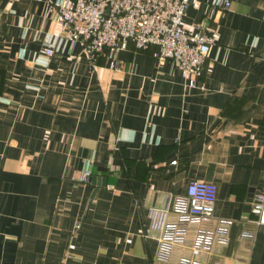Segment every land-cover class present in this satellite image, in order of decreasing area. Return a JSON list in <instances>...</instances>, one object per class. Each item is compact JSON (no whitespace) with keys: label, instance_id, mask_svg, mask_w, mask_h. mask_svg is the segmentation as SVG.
I'll use <instances>...</instances> for the list:
<instances>
[{"label":"crops","instance_id":"obj_1","mask_svg":"<svg viewBox=\"0 0 264 264\" xmlns=\"http://www.w3.org/2000/svg\"><path fill=\"white\" fill-rule=\"evenodd\" d=\"M2 1L0 264H176L186 249L162 250L147 210L170 207L191 181L216 186L206 227L229 222L204 264H264V225L251 212L264 187V0L186 7L184 27L218 33L201 88L184 87L153 45L128 42L118 69L98 57L90 71L49 11L56 0ZM46 39L55 51L44 61Z\"/></svg>","mask_w":264,"mask_h":264},{"label":"built area","instance_id":"obj_2","mask_svg":"<svg viewBox=\"0 0 264 264\" xmlns=\"http://www.w3.org/2000/svg\"><path fill=\"white\" fill-rule=\"evenodd\" d=\"M45 1V0H38ZM198 0H56L47 2L63 37L81 45L92 71L96 59L119 68L114 54L131 42L135 49L156 47L153 55L172 60L180 71L186 88H201L199 76L209 49L217 42L216 30H202L195 24L190 28L181 20L186 7ZM228 0L213 4L226 7ZM55 42L46 39L42 44L43 60L51 58ZM90 161H88L89 163ZM174 163V162H172ZM87 169L79 173V182H88ZM216 186L211 182L191 181L185 192L172 200L170 207H149V228L157 232L161 249L177 246L186 252L176 257V264H204L200 255L209 252L214 245L227 242L228 220L217 218L215 224L206 227L213 214ZM251 212L255 223L264 225V187L254 193ZM171 215V217H170ZM79 220L73 223V229ZM252 232L242 231L241 237Z\"/></svg>","mask_w":264,"mask_h":264},{"label":"water","instance_id":"obj_3","mask_svg":"<svg viewBox=\"0 0 264 264\" xmlns=\"http://www.w3.org/2000/svg\"><path fill=\"white\" fill-rule=\"evenodd\" d=\"M7 2V0H3L2 1V3H1V7H3L4 5H5V3ZM90 183L92 184V185H94L95 187H97V186H105V177L104 176H102V177H97V176H92L91 178H90ZM95 189V188H94ZM93 189V191L91 192V194H90V197H92V195H93V193H94V190Z\"/></svg>","mask_w":264,"mask_h":264}]
</instances>
